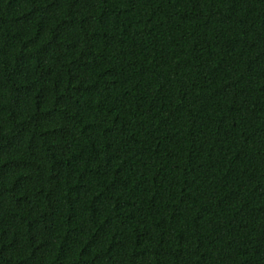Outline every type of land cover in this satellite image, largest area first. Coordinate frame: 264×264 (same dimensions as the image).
Listing matches in <instances>:
<instances>
[{
    "label": "trees",
    "instance_id": "1",
    "mask_svg": "<svg viewBox=\"0 0 264 264\" xmlns=\"http://www.w3.org/2000/svg\"><path fill=\"white\" fill-rule=\"evenodd\" d=\"M0 264H264V0H0Z\"/></svg>",
    "mask_w": 264,
    "mask_h": 264
}]
</instances>
